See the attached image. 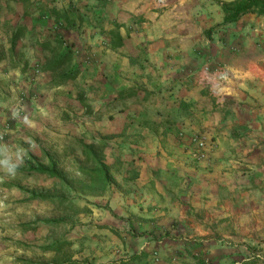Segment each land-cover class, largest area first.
Masks as SVG:
<instances>
[{
	"label": "crops",
	"instance_id": "obj_1",
	"mask_svg": "<svg viewBox=\"0 0 264 264\" xmlns=\"http://www.w3.org/2000/svg\"><path fill=\"white\" fill-rule=\"evenodd\" d=\"M80 1L93 5L97 16H108L113 26L122 24L124 36L127 26L130 49L139 48L144 55V74H136L139 71L133 69L130 57L124 58L127 67L123 68L131 73L122 74L129 78L127 83L121 74H114L111 82L101 77L103 100L118 99L122 90L136 91L125 108L126 135L113 123L110 128L98 126L93 139L82 132L71 135L73 130L71 136H63L79 144L81 159L88 160L92 148L103 149L101 160L111 166L106 189L92 188L97 194L90 195L101 207L98 210L105 208L102 215L90 219L103 227L99 234H107L101 239L108 240L97 242L103 250L95 255L104 261L111 241L116 259L111 264H241L242 241L261 234L257 214L264 204V16L247 13L225 24L215 0H168L165 8H158L155 0ZM44 2L48 0H37V4ZM62 3L71 14L74 0ZM37 11L39 17L45 13ZM212 11L217 13L215 18ZM69 37L79 52L83 41L73 33ZM107 44V51L117 50ZM216 64H225L231 73L229 95L222 100L213 97L200 80L203 68ZM46 76H50L46 71L37 76L35 87L43 101L36 108L23 105L6 111L0 106V161L8 157L10 148L18 160V177L36 174L52 185L44 188L16 181L26 198L29 190L36 191L32 204L39 202L41 191L54 189L57 177L55 162L39 169L28 164L36 166L40 161L35 154L44 145L41 142L55 140L58 132L67 133L64 112L69 109L56 100L64 84L41 86ZM41 148L48 152V163L54 160L55 148ZM69 149L66 141L62 150L68 157ZM81 169L80 179L90 190ZM4 181L9 185V178ZM4 203L8 206V200ZM0 217L7 220L5 215ZM23 218L16 222L22 227L32 223L31 237L21 227L12 236V246L0 227V264H55L54 249L37 247L35 253L25 249L40 243V223L49 231L50 218ZM73 237L69 233L65 239ZM74 254L77 259L88 253L83 249Z\"/></svg>",
	"mask_w": 264,
	"mask_h": 264
},
{
	"label": "rangeland",
	"instance_id": "obj_2",
	"mask_svg": "<svg viewBox=\"0 0 264 264\" xmlns=\"http://www.w3.org/2000/svg\"><path fill=\"white\" fill-rule=\"evenodd\" d=\"M62 1L65 0H58L57 3L55 0H48V2H44L43 4H37V0H30L29 2L23 0H0V106H4L3 108L6 111L7 109L14 108V106L21 108L23 105H26L27 108H36L43 101L39 92L36 91L35 83L37 82L38 74L45 72L41 64L46 56L49 55V51L40 47V41H54L56 37L63 36L71 44L69 36L73 33L77 39L82 40L84 43L82 45L80 43L81 50L79 52L75 51L76 56L74 55V64L80 72L78 78L76 80H66L62 83L64 85L61 84L62 87L58 93H56V100L62 102L69 109V111L64 112V117L67 121L65 127L67 128V133L58 132L55 135V140L51 139L50 142L48 140L41 142L44 145H40V151L35 154L39 157L40 161H38L36 166L28 164L31 169H39L43 165L51 166L55 162L57 184L53 186V190L50 188L49 191L46 189L41 191L39 202L32 204V194H36V191L29 190V196L26 198L27 194L20 190L16 181L40 184L44 188L51 187L52 185L48 183L45 177L36 174L29 178L18 177L15 170L17 166L15 164L18 163V160L11 155L9 148L6 153L8 157L0 161V215L2 218L4 215L7 216L5 222L0 217V227L9 236L6 239L8 246H12L13 242H15L12 236H15V232L22 227L20 223L16 222L17 220L32 215L41 217V220L43 217H49L51 221L48 226L49 231H47L46 224L40 223V243H33L35 247L30 243L31 246L28 245V248L25 249H28L30 252L33 251V253H35L34 248L37 247L40 251L47 248L53 250L52 245L61 242L62 249L61 251H55V257H66L70 253L74 257V253L86 249V253L88 254L81 255V259L77 258L76 260H81L84 262L83 264H111L116 259L114 255H111L114 246H111L110 240L108 245H106L109 254L104 256V261H102L101 255H95L103 250V248L97 246V244H100L97 242L108 240H106L107 238L101 239L103 236L107 237V234H99V231L103 227H96L98 226L97 223H93L94 221L90 219V216H96V214L102 215L103 213L101 212L105 208H102V211H100L101 207L90 196L96 195L97 190H87V187L82 183L83 180L80 179L82 175L79 172L80 168L85 169L93 165L97 158H105V153H103L102 148V150L92 149L88 160L81 159L79 156V144L74 143L72 140H64L63 136L64 134L70 135V130H73L74 132L71 135L75 132H78V134L82 132L83 136L93 139L94 131L97 128L106 126L110 128V125L113 123L118 124L121 132L126 135L128 114L125 108L133 99H131L133 95L119 94L116 100H103L101 94L103 93V88L105 89V84L101 83L103 82L101 77L105 75L109 82H111L114 74H121V77L127 83L129 78L127 75L122 74L131 73L126 68H123L127 67V64L126 66L123 65L124 58L130 57L133 69L139 71L136 74H144V55L141 50L138 51L139 48L130 49L131 43L117 47L114 53L111 49L107 51L104 45L108 46L107 43H110L109 29L113 26V21L106 15L97 16L93 5L90 8L80 0H74L73 7H70L72 9V16L77 18V21L81 24L80 28H65V23H62L63 21L61 23L56 22L55 18L45 11V9L51 8V6H57L60 9L65 8ZM155 1L158 8H165L169 5L168 0H165V3L162 5L158 0ZM220 1L232 0H215L217 3ZM43 6H47V8ZM37 8L40 10L44 9L45 11L40 17ZM211 13L214 18L217 16L216 12L212 11ZM250 13L264 16V14L257 12ZM254 22L255 20L249 21L251 24H255ZM21 25L26 27V32L12 47L10 42L11 34L14 28ZM124 29L128 31L127 26ZM127 31H125L126 36H129ZM130 39H132L131 36ZM216 66H225L229 70L225 64H216L212 67ZM230 74L229 70V78ZM43 81L44 83L41 86H58L53 84L51 76H46V79L44 78ZM82 99H85L86 105L82 103ZM102 102L104 103L102 104ZM119 107H124L123 111L121 109L118 110ZM85 122L86 125L83 127ZM66 141L67 145H70L69 157L68 153L62 150L63 144ZM42 146L56 149L54 160L52 159L48 163L46 157L48 152H44V148H41ZM29 161L32 160L29 159ZM123 162L124 159L121 161V164ZM7 178L10 180L7 181L9 185L4 181ZM2 187H7V189ZM47 196H50V198H47ZM5 200H8V206L4 203ZM106 209L110 208L106 207ZM257 218L261 221V234L247 241H242L245 247L243 249L244 253L240 256L241 264H264V204L262 207H259ZM41 220L40 222H42ZM31 224L25 223L22 227L26 234L30 231L29 237H31L32 232ZM89 224L90 226H87ZM97 229L98 231H96ZM48 233L49 243L47 244L46 236ZM69 233H72L74 236L71 241L65 239ZM71 246L72 252H69ZM41 257L47 258V256L40 255ZM48 258H53L52 252H50Z\"/></svg>",
	"mask_w": 264,
	"mask_h": 264
},
{
	"label": "trees",
	"instance_id": "obj_3",
	"mask_svg": "<svg viewBox=\"0 0 264 264\" xmlns=\"http://www.w3.org/2000/svg\"><path fill=\"white\" fill-rule=\"evenodd\" d=\"M30 1V0H23ZM220 5L225 13L224 22L231 23L238 21L242 16L250 12H257L264 14V0H232V1H220ZM45 11L55 18L58 23H65V28L74 29L80 28L81 24L77 21V18L70 14V10L67 8L60 9L57 6H51ZM113 28L109 29L110 44L113 48L122 47L129 44L131 41L130 36H124L119 23L114 24ZM26 32V27L18 26L11 37L12 47L16 44V41L21 38ZM40 47L49 51V55L46 56L42 62L41 67L44 71L52 77L54 85H61L66 80H76L79 76V69L74 64L75 49L74 44L68 43L63 36H58L54 41L43 40L39 42ZM121 95H134L135 90L127 92L122 90ZM83 100V99H82ZM80 100V102H82ZM86 105L85 99L82 102ZM93 149V148H92ZM110 168L111 166L101 159L94 162L93 166L83 169V173L89 179L90 187L105 190L107 183L110 181ZM57 242L52 245L55 251H61L62 244ZM68 243V242H67ZM70 252V251H69ZM72 252V251H71ZM55 264H80V262L73 258L72 253L65 256H57L54 259Z\"/></svg>",
	"mask_w": 264,
	"mask_h": 264
},
{
	"label": "built area",
	"instance_id": "obj_4",
	"mask_svg": "<svg viewBox=\"0 0 264 264\" xmlns=\"http://www.w3.org/2000/svg\"><path fill=\"white\" fill-rule=\"evenodd\" d=\"M162 5L165 0H158ZM201 84L209 90V92L222 100L229 95V70L225 66H205L201 75ZM204 145V142L200 143Z\"/></svg>",
	"mask_w": 264,
	"mask_h": 264
}]
</instances>
